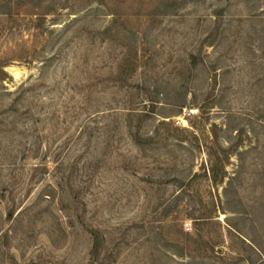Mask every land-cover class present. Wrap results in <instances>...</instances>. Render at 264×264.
Listing matches in <instances>:
<instances>
[{
	"label": "rangeland",
	"instance_id": "obj_1",
	"mask_svg": "<svg viewBox=\"0 0 264 264\" xmlns=\"http://www.w3.org/2000/svg\"><path fill=\"white\" fill-rule=\"evenodd\" d=\"M161 1L0 0V264H264V0Z\"/></svg>",
	"mask_w": 264,
	"mask_h": 264
},
{
	"label": "trees",
	"instance_id": "obj_2",
	"mask_svg": "<svg viewBox=\"0 0 264 264\" xmlns=\"http://www.w3.org/2000/svg\"><path fill=\"white\" fill-rule=\"evenodd\" d=\"M169 1H171L170 3H169V7H175L176 6V0H168V1H164V2H162L161 1V5L163 6V7H167L168 6V4H167V2H169ZM166 2V3H165ZM165 3V4H164ZM189 57L191 58V59H193L194 58V55L193 54H190L189 55ZM0 73L2 74V77H6L7 76V73L3 70V69H0ZM38 120V119H37ZM129 127H130V124H129ZM132 135V134H131ZM135 135V136H134ZM138 135L137 134H133V139H135L136 141H138ZM11 212H9L8 213V215H7V217H10L11 216ZM94 235H93V244H92V247H93V250L94 251H96L97 249H98V246H99V241H100V237H99V233H98V231L97 230H93V232H92Z\"/></svg>",
	"mask_w": 264,
	"mask_h": 264
}]
</instances>
